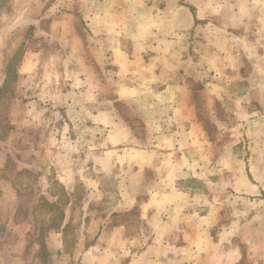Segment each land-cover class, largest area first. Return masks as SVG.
<instances>
[{
    "label": "rangeland",
    "instance_id": "rangeland-1",
    "mask_svg": "<svg viewBox=\"0 0 264 264\" xmlns=\"http://www.w3.org/2000/svg\"><path fill=\"white\" fill-rule=\"evenodd\" d=\"M163 1L168 8L162 7ZM193 3L9 0L0 8V264H128L156 238L155 233L135 232L137 211L153 208L151 170L134 174L129 168L122 169L118 160L126 159L125 148L137 150L135 142L118 148L115 144L119 137H113L110 145L103 141L111 127L102 126V118L94 113L105 108L129 119L140 142L145 141L151 131L143 129L136 112L146 105L142 100L118 101L117 82L137 85L135 72L146 74L142 67L150 56L138 57L140 53L158 54L156 60L169 72L165 79L172 77L176 67L183 65L181 61L196 63L204 49L200 48L199 36L206 33L217 38L224 52L238 48L244 50L243 56L249 50L252 55L249 61L244 57L243 62L230 64L217 59L223 70L217 81L220 79L223 90L216 89L215 94L224 97L222 104L213 106L207 100L202 104V97H208L202 92V84L211 82L213 74L202 69L189 74L198 80L191 81L189 96L198 109L202 108L199 118L208 140L218 145V126L230 127L238 121L240 127L236 137V185L226 186L224 175L230 164L225 158L229 154L216 158L222 163V188L199 185L200 172L191 169V184L214 194L215 199L221 194L217 203L222 209L220 216L207 222L208 233H188L184 239L210 244V254H206L209 264H215L213 253L223 256L231 250L237 254V264H264V90H252L250 95L242 83L247 77L253 82L263 79L264 40L256 39L259 24L188 22L187 16L196 11L189 6ZM184 4L186 9L181 7ZM245 34L253 36L254 41H234ZM209 46L213 52L215 47ZM167 51L175 53L174 63L165 59ZM134 54L137 66L143 62L136 69L128 67L124 56ZM177 60L179 64H175ZM237 64L245 67L244 71L251 66L256 69L239 75L229 72ZM231 79H237V89L226 86L232 84ZM97 93L94 102L92 97ZM232 95L250 96L252 102L240 105V114L231 119L227 112L236 109L226 103V98L235 97ZM258 99L261 101H255ZM107 100L116 103L111 106ZM212 107L214 117L207 115L214 111ZM161 124L167 127L168 122ZM228 139L226 135L222 138L224 142ZM102 150L104 158L99 157ZM89 152L92 163L87 159ZM142 155L133 153L127 158L134 160ZM108 158L105 172L94 168L95 160L108 162ZM166 160L163 158L162 163ZM160 172L167 173V169L162 167ZM170 173L174 177L176 170ZM215 199L207 203L214 205ZM120 224L127 230L114 233L113 227ZM153 244L149 252L154 254L147 258L158 251V243Z\"/></svg>",
    "mask_w": 264,
    "mask_h": 264
},
{
    "label": "crops",
    "instance_id": "crops-1",
    "mask_svg": "<svg viewBox=\"0 0 264 264\" xmlns=\"http://www.w3.org/2000/svg\"><path fill=\"white\" fill-rule=\"evenodd\" d=\"M193 1L194 3L189 6L194 7L196 11L190 16H187L188 22L190 21L194 24L195 21H197L209 25L247 23L251 25L255 24L256 26L259 24V27L256 29V35L259 36L256 37V39L259 40L262 38V40H264V0ZM166 3L167 2L164 1L162 2L163 8L165 5L166 8H168ZM181 7L182 9H186L185 4ZM234 41L251 42L254 41V38L249 34H245L244 36L235 37ZM217 43V38H214L210 34L208 35L206 33L199 36L200 48L203 46L204 49L200 52L199 58L196 59V63L194 62L193 64V61L188 55L191 61L187 59L186 61H181L180 63L183 65L177 66L173 76L168 79L165 78L169 72L164 71L162 64L156 60L159 58L158 54L143 55L140 53L137 55L138 57L150 56L144 61V66L142 67L145 69L146 74H139V70L135 72L137 85L127 86L119 82H117L118 84L116 83L118 89L116 99L118 101L130 103L142 100V102L145 103L146 108H142L136 112V118H139L144 123L142 126L143 129L151 131L150 136L147 135L145 141L140 142L139 137L135 134L136 131L134 130V126L127 121L129 119L125 118V120L123 117L120 118L114 111L110 109L106 110L105 108L94 113L98 118H102L100 121L102 126L111 127V129L108 130V134H106L107 137H105L103 141L106 143L108 142L110 145L113 137H119L118 143L115 144L118 148L126 147L131 145L130 143L135 142L133 145L136 146L137 150L131 147H127L128 149L125 148L124 151L123 149L121 150L124 152L126 159L118 160L119 166L121 165V168L124 170L129 168L134 174L150 169L152 174L151 181L149 182L151 191L149 192H151L150 199L153 208H143L137 211L138 222L135 232L138 234L141 233L140 235L148 232L151 234L155 233L156 238L152 239L149 245H145L139 254H135L130 262L128 261V264H132L133 261L134 264H203L202 262L204 261H208L209 264L210 262V260H206V254H210V244L204 242L202 240L203 237H200L202 241L199 242L186 241L184 239V234L208 233L209 225L207 226V222H212L217 215H221L220 211L222 206L217 203L218 197H220L221 194L215 199V195H210L205 192L204 188L199 191L197 188L200 187H195V184H191L193 181L190 177L191 169L195 171L199 170L200 176H198L197 182H199L201 186L204 184L206 188L209 184L221 185L222 188L224 176L228 179L226 183L227 187L232 188L233 185H236L234 179L237 174V172H234L236 168L235 153H237L236 147L239 145V141L236 140V137H238L240 125L237 121L235 125H231L230 127L218 126L217 132L220 137L217 140L218 145L212 144L208 140L204 126L199 118L202 108L198 109V106H196L198 104L189 96V93L191 94V81H198L195 79V76L192 77L189 74L201 69L202 72L206 71L209 74H213L211 82L207 83L205 81V83L202 84V90H204L202 92L208 93V97L206 98L200 95L202 97V104H206V100L207 104H212L213 106L217 103L222 104L224 97L215 94L216 89L219 91L223 90L220 79L217 81V75L221 77L223 71L217 59H220L219 61L221 62L223 59H226L230 64L243 62L244 57L248 60V57L252 55L251 50L248 52L246 50L247 53L243 56L244 50L238 48H235V50L230 48L229 50L231 52L229 53H227V51L224 52V48ZM209 45L215 47L213 52L209 49V47H211ZM262 54L264 57V49ZM165 55L167 61L174 63L173 59L175 53L167 51ZM124 56L127 57L126 62L128 67L132 69L140 67L143 63L142 61L139 62L137 66V60L134 58L136 56L135 54L132 56ZM175 64H179V61H175ZM234 67H231V70H229L232 74L239 75L240 72L244 73L246 71L243 70L246 69L245 67L242 68V66L238 64ZM255 69V67L251 66L246 72H254ZM184 75H186V78L183 77ZM236 78L238 79V77ZM262 78L263 81L261 80L258 82H253L251 77H247V79L242 81V83L246 84L248 89L247 94L251 95L252 90L255 89L258 91L264 90V71L262 73ZM237 79H235L234 82L231 79L230 82H232V84H226V86L237 89L239 87L238 82H236ZM221 93L223 92H220V94ZM96 95H98V93L93 95V100L96 98ZM232 96L235 97L226 98V103L234 105L236 109L232 112H227L232 116L231 119L235 118L238 113L240 114V105L245 103L251 104L252 102L250 101V96ZM255 101L259 102L261 100L258 99ZM106 102L111 106L113 103H116L114 101L110 102L109 100ZM212 108L214 111L211 112V114H207L210 117L215 116V108ZM148 113H150L151 116H149ZM118 118L122 122H120ZM248 118L249 122H251L252 118L250 116H248ZM240 119L242 118H238V120ZM126 121L127 123H125ZM165 121L168 122L167 127L161 124ZM225 135L227 138L229 137V139L224 142L222 138ZM104 150H102L103 155L99 156L100 158L106 155ZM133 153L143 155L141 158H136L134 160L128 159L127 157H131ZM223 153L229 154L225 158L227 163L230 164L228 170H225L226 175L223 174L222 163L216 160V158L218 160L222 158ZM87 157H89L87 159H90L91 162L92 153L89 152ZM143 157H149L150 160H144L142 159ZM109 158L108 162L93 160L95 163L94 168L99 167V169L105 172L109 165ZM163 158L167 159L165 164L162 163ZM162 167L167 169V173L160 175ZM171 170H176V175L174 177H172L170 173ZM153 172H158L159 177L157 174L154 175ZM213 177L215 178L213 179ZM160 184H163L165 187H162ZM246 185L248 186V184ZM210 199H215L214 205L207 203ZM205 204L206 207H204ZM118 212L124 213L126 210H119ZM113 229L114 233L125 232V230H127L123 224L115 225ZM179 236H181V239ZM174 237L175 239L172 240ZM157 238L158 242H154ZM111 241L115 242L116 239L111 238ZM152 243H158V251L153 257L147 258L154 254L153 251L151 254L149 252V250L154 247ZM120 247L126 248V246ZM110 248L113 247L110 246ZM230 248L232 249L233 247ZM234 251L231 250L229 255L222 254L223 256H219L216 252L213 253V259H216L214 261L215 264H237L238 257L236 253H233Z\"/></svg>",
    "mask_w": 264,
    "mask_h": 264
},
{
    "label": "trees",
    "instance_id": "trees-1",
    "mask_svg": "<svg viewBox=\"0 0 264 264\" xmlns=\"http://www.w3.org/2000/svg\"><path fill=\"white\" fill-rule=\"evenodd\" d=\"M9 0H0V8H3Z\"/></svg>",
    "mask_w": 264,
    "mask_h": 264
}]
</instances>
